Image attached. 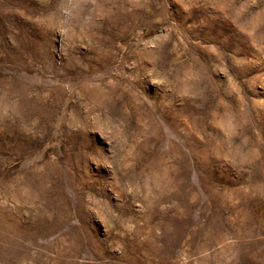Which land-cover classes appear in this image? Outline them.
Wrapping results in <instances>:
<instances>
[{
    "label": "rangeland",
    "instance_id": "obj_1",
    "mask_svg": "<svg viewBox=\"0 0 264 264\" xmlns=\"http://www.w3.org/2000/svg\"><path fill=\"white\" fill-rule=\"evenodd\" d=\"M0 264H264V0H0Z\"/></svg>",
    "mask_w": 264,
    "mask_h": 264
}]
</instances>
